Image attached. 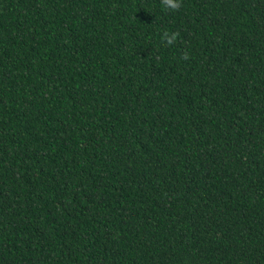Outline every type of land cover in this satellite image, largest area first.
<instances>
[{
	"label": "trees",
	"instance_id": "1",
	"mask_svg": "<svg viewBox=\"0 0 264 264\" xmlns=\"http://www.w3.org/2000/svg\"><path fill=\"white\" fill-rule=\"evenodd\" d=\"M0 264H264V0H0Z\"/></svg>",
	"mask_w": 264,
	"mask_h": 264
},
{
	"label": "clouds",
	"instance_id": "2",
	"mask_svg": "<svg viewBox=\"0 0 264 264\" xmlns=\"http://www.w3.org/2000/svg\"><path fill=\"white\" fill-rule=\"evenodd\" d=\"M183 0H159L160 8L165 12H176L182 7ZM179 38L178 32H168L167 30L161 36L168 45L174 44ZM183 59H188V54H183Z\"/></svg>",
	"mask_w": 264,
	"mask_h": 264
}]
</instances>
